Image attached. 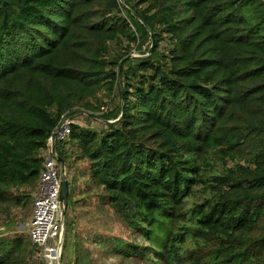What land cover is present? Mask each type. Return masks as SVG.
<instances>
[{
  "label": "trees",
  "instance_id": "16d2710c",
  "mask_svg": "<svg viewBox=\"0 0 264 264\" xmlns=\"http://www.w3.org/2000/svg\"><path fill=\"white\" fill-rule=\"evenodd\" d=\"M75 108L100 126L73 123L59 156L87 160V190L140 250L264 264L263 0H0L1 207L32 197L46 139ZM73 193L69 181L66 249ZM25 238L0 234V264H29Z\"/></svg>",
  "mask_w": 264,
  "mask_h": 264
},
{
  "label": "rangeland",
  "instance_id": "374dc122",
  "mask_svg": "<svg viewBox=\"0 0 264 264\" xmlns=\"http://www.w3.org/2000/svg\"><path fill=\"white\" fill-rule=\"evenodd\" d=\"M148 46L149 41H144L141 50H145ZM130 55L132 57L139 56V51L133 49ZM98 96H100L103 104L107 102L108 99L104 95L99 93ZM115 104L113 102V104L108 103L104 106L110 108ZM107 108L105 110H109ZM72 114L77 124L94 128L100 126L101 120L98 117L100 115L98 110L89 113L83 109L75 108ZM88 114L92 116L88 117ZM70 151V153L68 151L66 159L67 178L74 186L73 197L76 204L73 207L72 229L69 231L75 237L66 249L65 232L67 227L64 225V249L61 264L68 261L72 262L75 258L80 264H157L151 251L148 249L140 250L142 246H147L148 243L138 234L128 229L109 206L102 205L98 196L100 190H87V187H89L86 173L87 160L79 158L72 149ZM24 191L29 193L26 187L17 189L15 193H19V196L22 197ZM2 206H0V234L18 232L28 240L27 222L31 215L32 197L28 196L20 204L9 203ZM76 241L79 243H75ZM30 243L28 247H30ZM134 247L135 251L133 250ZM141 252H143L142 255ZM29 264L48 263L37 258L33 247Z\"/></svg>",
  "mask_w": 264,
  "mask_h": 264
},
{
  "label": "built area",
  "instance_id": "2783aa9c",
  "mask_svg": "<svg viewBox=\"0 0 264 264\" xmlns=\"http://www.w3.org/2000/svg\"><path fill=\"white\" fill-rule=\"evenodd\" d=\"M264 1V0H263ZM74 117L61 114L41 151L42 168L32 194V210L27 222V235L35 255L48 264H61L64 225L60 210V181L67 178L66 163L59 161V145L71 133Z\"/></svg>",
  "mask_w": 264,
  "mask_h": 264
},
{
  "label": "water",
  "instance_id": "95a60500",
  "mask_svg": "<svg viewBox=\"0 0 264 264\" xmlns=\"http://www.w3.org/2000/svg\"><path fill=\"white\" fill-rule=\"evenodd\" d=\"M130 57H132V55H130ZM59 161L64 164V159H62L61 157H59ZM69 194V180L66 177H63L60 181V195H59V199H60V210H61V216H62V222L63 225L64 224V218H65V207H66V202H67V197Z\"/></svg>",
  "mask_w": 264,
  "mask_h": 264
}]
</instances>
